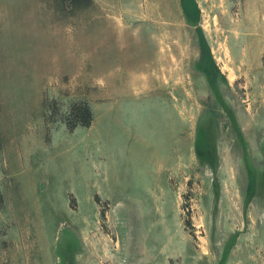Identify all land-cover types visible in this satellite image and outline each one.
<instances>
[{"label":"rangeland","instance_id":"1","mask_svg":"<svg viewBox=\"0 0 264 264\" xmlns=\"http://www.w3.org/2000/svg\"><path fill=\"white\" fill-rule=\"evenodd\" d=\"M92 1L0 0V264H264V0Z\"/></svg>","mask_w":264,"mask_h":264},{"label":"trees","instance_id":"2","mask_svg":"<svg viewBox=\"0 0 264 264\" xmlns=\"http://www.w3.org/2000/svg\"><path fill=\"white\" fill-rule=\"evenodd\" d=\"M82 1L84 2L83 5H89L93 2L92 0H63L67 8L80 6L78 4ZM69 117L71 118V121H68L66 125L70 130L77 126L88 127L92 122L91 109L86 102H81L79 105L74 104L70 109Z\"/></svg>","mask_w":264,"mask_h":264},{"label":"bare ground","instance_id":"3","mask_svg":"<svg viewBox=\"0 0 264 264\" xmlns=\"http://www.w3.org/2000/svg\"><path fill=\"white\" fill-rule=\"evenodd\" d=\"M9 10V9H8ZM3 16V15H2ZM234 26V25H233ZM181 52V51H180ZM171 72V71H170ZM138 84H139V80H137V79H135V80H131L130 82H129V85H132V86H138ZM264 89V88H263ZM202 251H203V253H202V255H204V256H208L209 255V245L207 244V241H205L204 242V244H203V249H202ZM102 252H104V250H102ZM96 253V252H95ZM106 253V252H105ZM108 253V256H105V257H109V253L110 252H107Z\"/></svg>","mask_w":264,"mask_h":264}]
</instances>
